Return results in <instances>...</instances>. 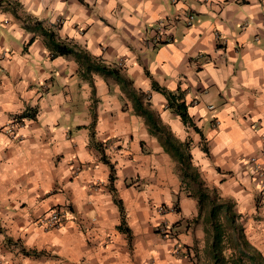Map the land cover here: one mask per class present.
<instances>
[{
    "label": "clouds",
    "instance_id": "9594fccd",
    "mask_svg": "<svg viewBox=\"0 0 264 264\" xmlns=\"http://www.w3.org/2000/svg\"><path fill=\"white\" fill-rule=\"evenodd\" d=\"M252 245L264 0H0V264H254Z\"/></svg>",
    "mask_w": 264,
    "mask_h": 264
},
{
    "label": "trees",
    "instance_id": "16d2710c",
    "mask_svg": "<svg viewBox=\"0 0 264 264\" xmlns=\"http://www.w3.org/2000/svg\"><path fill=\"white\" fill-rule=\"evenodd\" d=\"M137 111H142L139 105H137ZM188 180L191 182L193 180V177L190 176ZM199 182H200L199 178L195 177V183L193 184L194 191H198L195 188V184H198ZM210 212L211 210H209L206 213H203L201 218L207 219L210 216ZM231 227H232V224H231V221H229L228 224L226 225V236L229 240L233 238V232L227 231V229H231ZM217 231L219 232V229H217ZM212 243H213L212 241H209V250H211ZM252 249L253 250L249 253V255L253 258L254 264H264V255L261 253V251L258 248H256L254 245H252ZM221 264H238V262L230 252H226L221 258Z\"/></svg>",
    "mask_w": 264,
    "mask_h": 264
},
{
    "label": "crops",
    "instance_id": "0c3cea01",
    "mask_svg": "<svg viewBox=\"0 0 264 264\" xmlns=\"http://www.w3.org/2000/svg\"><path fill=\"white\" fill-rule=\"evenodd\" d=\"M245 2H246V0H245ZM135 179L136 178H133V180L130 181V182L134 183L135 182ZM169 227H170V231L172 232V234L175 235L178 232H185V231H187L189 229V222L188 221L177 222L174 225H169ZM208 247H209V245H208ZM258 249L264 255V249H260V248H258ZM190 251H191V249H188V251H184L183 248L181 249L182 254L185 255V256H188L189 253H190ZM69 264H71V262H69Z\"/></svg>",
    "mask_w": 264,
    "mask_h": 264
},
{
    "label": "built area",
    "instance_id": "2783aa9c",
    "mask_svg": "<svg viewBox=\"0 0 264 264\" xmlns=\"http://www.w3.org/2000/svg\"><path fill=\"white\" fill-rule=\"evenodd\" d=\"M169 231H170V227H169V229H168ZM171 232V231H170ZM172 233V232H171Z\"/></svg>",
    "mask_w": 264,
    "mask_h": 264
}]
</instances>
